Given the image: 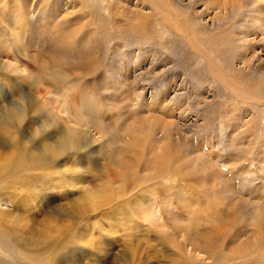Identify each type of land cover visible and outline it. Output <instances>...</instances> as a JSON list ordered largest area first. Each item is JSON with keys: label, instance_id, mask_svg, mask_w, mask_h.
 I'll list each match as a JSON object with an SVG mask.
<instances>
[{"label": "rangeland", "instance_id": "rangeland-1", "mask_svg": "<svg viewBox=\"0 0 264 264\" xmlns=\"http://www.w3.org/2000/svg\"><path fill=\"white\" fill-rule=\"evenodd\" d=\"M57 1L0 0V258L11 264H39L34 257L51 264L211 262L206 252L181 250L176 221L192 234L212 224L223 228L222 237L237 235L226 238L225 264H264V0H117L103 10V27L92 25L98 36L112 26L113 37L100 38L111 51L89 32L88 4ZM175 22L187 29L177 31ZM144 23L145 29H132ZM58 39L65 40L53 55L49 42ZM53 58L50 76L37 60L52 64ZM83 103V113L97 115L106 133L84 132L76 110ZM68 134L79 140H67ZM162 151L191 187L184 195L172 191L169 221L160 192L139 184L119 191L130 177L149 179ZM18 154L23 161L13 172L11 157ZM112 170L117 181L101 190ZM227 180L233 192L222 188ZM110 194L115 199L107 204ZM209 196L227 211L222 221H211L202 208ZM195 210L200 216L190 217ZM53 222L77 233L71 242L54 234ZM239 254L244 257L230 262Z\"/></svg>", "mask_w": 264, "mask_h": 264}, {"label": "bare ground", "instance_id": "bare-ground-1", "mask_svg": "<svg viewBox=\"0 0 264 264\" xmlns=\"http://www.w3.org/2000/svg\"><path fill=\"white\" fill-rule=\"evenodd\" d=\"M60 0H58L57 1V3L59 2ZM74 3H76L77 5L79 4V3H81V2H84V3H86V4H88L89 5V8H90V14H89V12H87L89 15H91V17H90V24H91V28H90V31L89 32H91V34L93 35V37L97 40V42H98V44H97V46H101L102 47V44H101V42L102 41H100V38L101 37H104L105 39L106 38H110L111 39V37H113L112 35H111V33H109V28H111L112 26H110L109 28L107 27V26H104V29H103V32L105 31V30H107V32L105 33V35L106 36H98L101 32L100 31H97V30H93L92 29V25H93V23H99V24H102V17H101V14H104L105 12H103V10H105L106 12L109 10V8H111L112 6H113V4H114V2L115 1H117V0H72ZM130 1V0H129ZM144 2H152V0H143ZM226 1V0H225ZM120 2V1H119ZM138 2H140V1H138ZM56 3V2H55ZM83 4V3H82ZM81 4V5H82ZM240 5V7H242L241 6V4H239ZM86 6V5H85ZM262 9V8H261ZM260 9V10H261ZM88 11V10H87ZM262 11V10H261ZM108 13H110V12H108ZM83 17V16H82ZM80 18V17H79ZM186 20V19H185ZM142 23V22H141ZM231 23H232V21H231ZM230 23V24H231ZM186 25V24H185ZM184 24H182V23H179V22H175V28L177 29V31H179V30H184V29H187L186 28V26L188 25H186L185 26ZM61 27H62V25H60ZM86 26V25H85ZM78 26V28H74L73 29V31L74 30H76L77 32H81V31H83V29H85V28H88V26ZM143 26H145V23H144V25L142 24V25H136V26H134V27H132V29H136V30H139V31H141L142 29H145V27H143ZM228 26H229V24H228ZM231 26L233 27V25L231 24ZM34 27H37V26H34ZM65 27V26H64ZM102 27H103V24H102ZM190 27H191V25H190ZM115 28H117V27H115ZM189 28V27H188ZM66 28H64V31H66L65 30ZM117 29H119V28H117ZM192 29H193V27L191 28V30H190V33H194L193 31H192ZM37 30V29H36ZM192 31V32H191ZM244 31V30H243ZM120 32H116L115 34H114V36H115V38H118V34H119ZM187 33V32H186ZM64 34V33H63ZM65 35V34H64ZM117 35V36H116ZM189 35V34H188ZM195 35H196V32H195ZM184 37H185V35H183ZM64 38V37H63ZM103 38V39H104ZM109 39V40H110ZM113 39V38H112ZM199 39V38H198ZM54 40V39H53ZM65 39H62V41H64ZM61 40H60V42H59V39H58V42H57V40H55L54 41V43L53 42H49V45L52 47V51H54L53 52V55H55L56 53H57V49L60 47L59 45V43H61L62 42ZM106 42V41H105ZM105 42L103 41L102 43H103V46L105 47ZM16 45H18L17 43H15ZM107 44V43H106ZM19 46V45H18ZM91 46L92 47H94L93 46V44L91 43ZM109 46V45H108ZM205 47V46H204ZM106 48V47H105ZM104 48V49H105ZM116 48V47H115ZM115 48H113V49H115ZM54 49V50H53ZM100 49H102V48H100ZM108 51H111L110 50V47H107L106 48ZM105 49V50H106ZM117 49V48H116ZM98 51V50H97ZM206 51V50H205ZM62 52V51H61ZM113 52V51H112ZM207 53H208V51H206ZM60 53V52H59ZM105 53H107L106 51H105ZM114 53H115V51H114ZM92 56H91V58H95V50L93 51V54L92 53H90ZM204 56H205V58H210L207 54H204ZM55 57V56H54ZM72 59V58H71ZM65 60V59H64ZM84 60V59H83ZM89 60V59H88ZM87 60V61H88ZM93 60V59H92ZM96 60V59H95ZM248 61V60H247ZM49 62V61H48ZM58 62H59V60L57 61V64H58ZM210 62L212 63V60H209V63L208 64H210ZM217 62V61H216ZM37 63H39V65H40V67L43 69V68H45V71L47 72V74H50V76H52L51 74H53V73H56V67H55V59L53 58V63L52 64H49V63H45V61L44 60H40V59H38L37 60ZM94 63V62H93ZM88 64V63H87ZM91 64V63H90ZM217 64V63H216ZM59 65V64H58ZM60 67H61V65H59ZM63 66V65H62ZM87 66V65H86ZM211 66H212V68L211 69H213L214 71H215V73H218V74H223L224 76H226V78H227V75L228 74H226V72H225V69H219V65L218 66H216L215 67V64H211ZM89 67V66H88ZM98 67V66H97ZM63 68V67H62ZM64 68H66V67H64ZM218 68V69H217ZM87 69H89V68H87ZM87 69H85V70H87ZM60 70V69H59ZM90 71V70H89ZM94 70H92V72H93ZM90 73V72H89ZM95 73V72H94ZM102 73V72H101ZM74 74V73H73ZM99 75V74H98ZM63 76H64V79H68L69 77L67 76V74L66 75H64L63 74ZM223 77V76H222ZM236 77V76H235ZM59 78H61V77H59ZM221 78V77H220ZM55 80V79H54ZM227 81L228 82H230V84H232L235 88H237L238 87V85L236 84V82H235V80H233V79H231V80H228L227 79ZM102 84V83H101ZM237 85V86H236ZM240 87H242V86H240ZM239 87V88H240ZM234 89V88H233ZM238 89V88H237ZM82 90V89H81ZM239 90V89H238ZM240 91V90H239ZM242 91H244V88H243V90ZM232 92V91H231ZM245 92V91H244ZM236 94V93H235ZM247 94V93H246ZM249 94V93H248ZM82 95V101L84 102V97H83V94H81ZM85 95V94H84ZM91 95V94H90ZM234 95V94H233ZM94 97H95V95H93ZM81 97V96H80ZM78 98V97H77ZM75 99V98H74ZM87 99V98H86ZM90 99V98H89ZM93 100V99H92ZM27 101V100H26ZM30 100H28V102H29ZM69 101H71V100H69ZM88 102V101H87ZM82 103V102H81ZM20 104V103H19ZM23 104V103H22ZM21 104V105H22ZM24 105V104H23ZM66 105H63V108H62V110L61 111H63V112H66V107H65ZM71 107V106H70ZM91 107V106H90ZM76 109V108H75ZM77 110V112H78V115H82V118H83V121H78V123L81 125V126H85L86 128L84 129V132H88V128H95V129H97V130H100L101 132H103V133H106V131H105V126L104 125H102V122L99 120V118H98V116L97 115H87L86 113H83V112H85V110H88V107L83 103L79 108H77L76 109ZM92 110V109H91ZM93 112H94V110H93ZM92 113V112H91ZM20 118V117H19ZM79 119H80V116H79ZM81 120V119H80ZM77 123V124H78ZM167 125V124H166ZM74 127L75 126H71V128H69V129H66L67 131L68 130H70V129H74ZM79 127V126H78ZM170 133V132H169ZM133 135H130L131 136V142H130V148H133L134 150H135V148H134V146H133V144L135 145V146H137V147H140V146H138L137 145V143H136V141L137 140H135V139H137L136 137V133H132ZM82 135V134H81ZM68 136V138H67V140H71L70 138H75L74 137V135H72V134H68L67 135ZM77 140H79L78 138H75V141H77ZM143 143V142H142ZM139 144V143H138ZM165 145V144H164ZM167 145H168V143H167ZM64 147H66V146H64ZM166 148V147H165ZM164 148V149H165ZM61 149V148H60ZM72 149V148H71ZM163 149V148H162ZM163 149V150H164ZM65 150V149H64ZM74 150V149H73ZM139 150V149H138ZM165 151H168L169 152V150H165ZM64 152V151H63ZM163 153H164V151H162ZM170 153V152H169ZM174 153V152H173ZM56 154V156H59V155H61V150H60V152H56L55 153ZM159 155H161L160 153H159ZM158 156V154L155 156V158H154V160H153V162H152V164L153 165H156L157 166V168L155 167V166H152L153 167V169H154V172L152 173V174H150L149 176V179H146L147 178V176H146V178H143V182H140V179H132L131 177H130V179H129V181H126V182H122V186H124V187H120L121 189L119 190L120 191V193H122L123 191H125L123 188H125V189H130L131 187H133V188H135V187H137L138 186V184L141 186V189L142 190H148V191H151V193H153V194H155L156 192H160V195H162L161 197L163 198V201H162V204L163 205H165L164 206V209H163V211L161 210V214L162 215H164V217L169 221V220H171L173 217L172 216H169V214H170V212H171V207L169 206V204H168V202H169V199H171V193H172V191H174V190H176L177 191V193H181V194H183L184 195V193H186V187H188L189 189L191 188V187H189L187 184H185L186 182L185 181H188V180H184L185 178V175L183 174L184 172H182V174L179 172V170H181L182 171V169H181V166L179 167V168H175L176 170H172V168L173 167H171V155L170 154H168V153H164V154H162L161 156H160V158L159 159H157L156 157ZM171 157V158H170ZM11 159H12V161H13V168H12V171L13 172H18V169L19 168H21L20 166H21V164H22V161H23V156L21 155V154H18V155H15V156H13V157H11ZM123 159V158H122ZM130 159V158H129ZM125 160H127V159H125ZM137 161V160H136ZM113 162H115V161H112V163ZM133 162L134 163H136L135 162V160H133ZM137 162H141V166H143V165H146V163L148 162V161H141V160H138ZM145 162V163H144ZM127 163V162H126ZM114 164H116V162L114 163ZM111 165V164H110ZM109 165V166H110ZM133 165V164H132ZM136 165H138V167H139V164L138 163H136L135 164V166ZM115 165H112L111 166V168L112 167H114ZM148 166V165H147ZM118 167V166H117ZM149 168H151V166L149 165L148 166ZM175 167V166H174ZM178 167V166H177ZM131 169V168H130ZM110 170V169H109ZM121 170V169H120ZM111 171V170H110ZM113 171V170H112ZM116 171V170H115ZM115 171H113V172H111V173H109V179H107V182H106V185H103V189H101V190H106V189H108L109 190V188L111 189L112 188V185H111V182L112 181H117V174L118 173H116ZM109 172V171H108ZM120 174V173H119ZM169 174H172V177H173V182H174V184L176 185H169L167 182H168V180H169V177H168V175ZM186 174V173H185ZM122 175V174H121ZM180 175L181 176H183V177H180ZM127 176V175H126ZM179 177V178H178ZM121 179V178H120ZM225 180V179H224ZM119 181V180H118ZM148 181H151V182H149V183H147ZM195 185H197V184H195ZM233 185V184H232ZM8 186H10V184L8 185ZM219 185L217 184V185H214V188H209V189H216L217 187H218ZM222 186V188H224V191H230V192H233V189H234V185L231 187L230 186V184L228 183V180L227 181H224L223 182V185H221ZM198 187V186H197ZM192 188H193V186H192ZM195 188V187H194ZM193 188V189H194ZM180 189H182V190H180ZM191 190V189H190ZM195 190V189H194ZM197 190V189H196ZM200 190V189H199ZM111 191V190H110ZM214 191V190H213ZM212 191V192H213ZM216 191V190H215ZM193 192V191H192ZM201 192V191H200ZM200 192H198V193H200ZM209 192V191H208ZM211 192V191H210ZM219 192V191H218ZM217 192V193H218ZM222 192V191H221ZM126 193H127V191H126ZM166 193H167V195H166ZM197 192H196V194H198ZM223 194V193H222ZM90 195V200H95V197H91V194H89ZM92 195H93V193H92ZM140 195H142V194H140ZM148 195H150V194H148ZM164 195V196H163ZM151 196H153V195H151ZM215 196V195H214ZM218 196V195H217ZM216 196V197H217ZM115 196H112L111 194L107 197V199L105 198V202H107V204H110L115 198H114ZM204 197V196H203ZM86 198H88V195H86L85 196V199ZM92 198V199H91ZM194 198V197H193ZM197 198H200V197H198L197 196ZM202 198V197H201ZM225 198V197H224ZM89 199V198H88ZM223 199V198H222ZM198 200H200V199H198ZM205 199H203L202 198V208H204V209H206V214H207V216H209L210 217V220L211 221H222L226 216H227V211L225 210V209H220V205L218 206V203L215 201V200H213L212 198H210V196H209V198L208 199H206L205 201H204ZM100 201V200H99ZM245 201V200H244ZM244 201H242V202H244ZM106 203H105V205H107ZM183 204V203H182ZM181 204V206L182 207H180L178 204H177V206H179L180 208H181V210H183V205ZM235 204V203H234ZM233 204V205H234ZM235 206V205H234ZM95 208V207H94ZM215 209V210H214ZM201 210V209H200ZM200 214H201V212H197V210H195V211H191V214H190V217H198V216H200ZM222 214L223 215H225V217H222ZM59 222V221H58ZM58 222L56 223V222H53V224H54V226H55V228H53V232H54V234H57L58 235V238H61L62 236L64 237V240H65V242L67 243L68 241H70L71 242V240H72V235L73 236H75L77 233L75 232V235L73 234V232L70 230V229H68V227H69V225L68 224H66V223H64V224H58ZM56 224H58L57 225V227H56ZM53 226V225H52ZM174 226L176 227V229L179 231H177L179 234L181 233V235H182V237H183V241H182V243H181V245H182V248H181V250H186V249H188V251L190 250H195L196 252H206L207 254H208V256H210L211 258H212V261L211 262H207V261H205L204 259H199V262H200V264H225L226 263V261H227V257H229V255H227L226 254V252H225V246H226V238H227V236L229 237L230 235H227L226 237H222V235L220 234V235H218L219 233H221L222 232V229L223 228H219V229H217V228H215V225H214V227H213V225L211 224V226L212 227H208L209 229H211V230H206L205 231V229H202L201 230V232H196V233H190V231L192 232V229H191V227H188L187 225H184V224H180L179 222H176V221H174ZM220 227V226H219ZM242 229V228H241ZM240 229V230H241ZM217 230H219V231H217ZM231 235H233V234H231ZM235 235V234H234ZM233 235V236H234ZM233 236H230V237H233ZM236 237H237V235H235ZM235 237V238H236ZM56 240V239H55ZM263 240V239H262ZM189 245L192 247V249H190V247H189ZM233 250V248H231V251ZM196 254V253H195ZM190 257H192V256H190ZM197 257V256H196ZM244 257V255H242V254H239V255H236V256H232V257H230V262H233V261H235L236 259H240V258H243ZM251 257V256H250ZM249 257V258H250ZM199 258V257H198ZM210 258V259H211ZM10 260V259H9ZM34 260L35 261H37V263H39V264H51L50 263V261H48V260H44V261H42L39 257H34ZM247 260V259H246ZM0 261H2L3 263H5V264H11V263H9L8 262V259H5V258H0ZM51 261H53V260H51ZM262 261V260H261ZM233 264V263H232ZM237 264H242V263H237ZM243 264H245V263H243ZM259 264V263H258ZM260 264H262V262H260Z\"/></svg>", "mask_w": 264, "mask_h": 264}]
</instances>
